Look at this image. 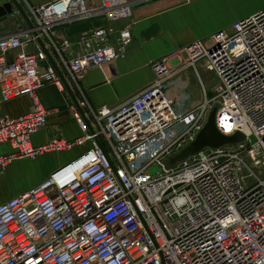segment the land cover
<instances>
[{
  "label": "built area",
  "instance_id": "obj_1",
  "mask_svg": "<svg viewBox=\"0 0 264 264\" xmlns=\"http://www.w3.org/2000/svg\"><path fill=\"white\" fill-rule=\"evenodd\" d=\"M22 1L32 27L24 20L0 38V91L4 102L29 97L31 109L0 115V144L12 147L0 174L17 160L82 152L0 205V264H264V9L189 45L176 65L155 62L149 84L114 106L77 102L83 135L36 147L50 113L40 91L83 93L90 71L125 60L134 10L131 0ZM99 17L105 24L77 40L64 31ZM215 108L218 130L245 140L170 166Z\"/></svg>",
  "mask_w": 264,
  "mask_h": 264
},
{
  "label": "crops",
  "instance_id": "obj_2",
  "mask_svg": "<svg viewBox=\"0 0 264 264\" xmlns=\"http://www.w3.org/2000/svg\"><path fill=\"white\" fill-rule=\"evenodd\" d=\"M26 8L22 0H18ZM51 0H29L44 4ZM135 23L134 40L125 60L105 72L90 71L80 82L83 93L68 85L77 102L84 98L93 107L114 106L134 92L147 86L152 78V65L167 57H175L189 45L230 28L236 21L264 9V0H131ZM10 0H0V7ZM127 22L119 23L124 26ZM105 24L103 18L69 26L64 31L72 40L89 30ZM25 25L24 18L15 10L13 15L0 17V38L15 33ZM154 25L158 36L145 39L142 35ZM11 59V57H10ZM107 72V73H106ZM108 79V80H107ZM66 92L54 86L40 91V98L50 111L48 126L33 137V145L42 146L55 136L75 140L83 131L73 117L75 105L68 88ZM31 109L27 96L4 102L0 91V115L19 117ZM12 152L9 145L0 144V156ZM80 148L60 153H49L36 159H22L8 165L0 174V205L14 196L28 192L47 181L57 170L76 159Z\"/></svg>",
  "mask_w": 264,
  "mask_h": 264
},
{
  "label": "water",
  "instance_id": "obj_3",
  "mask_svg": "<svg viewBox=\"0 0 264 264\" xmlns=\"http://www.w3.org/2000/svg\"><path fill=\"white\" fill-rule=\"evenodd\" d=\"M15 10L24 18V20L28 23V25L32 27V24L25 10L23 9V7L21 6L18 0H10L9 3L1 6L0 7V17L6 16V15H13L15 13ZM159 31H160L159 26L154 25L147 32H145L142 35V37L145 39H149L152 36L156 37L158 36ZM111 68H114V64L111 66ZM66 87L68 88V91L70 95L72 96L74 103L77 104V99L72 94L67 84H66ZM197 90H198V86L194 82V84L191 85L190 92H192L194 96L198 97ZM216 115H217V109L215 108L210 113L207 124L205 125L203 130L198 134L196 139L189 146H187L178 155H176L173 159H171L170 166H173L177 164L178 162L184 161L185 159L191 156H194L205 149H218V148L228 146V145H235L245 140L244 134L240 132L233 136H226L222 134L218 130L217 125H216Z\"/></svg>",
  "mask_w": 264,
  "mask_h": 264
},
{
  "label": "rangeland",
  "instance_id": "obj_4",
  "mask_svg": "<svg viewBox=\"0 0 264 264\" xmlns=\"http://www.w3.org/2000/svg\"><path fill=\"white\" fill-rule=\"evenodd\" d=\"M180 56V55H179ZM178 56V54L174 57V60H175V62H174V65H176V64H178L179 63V60H180V57ZM179 57V58H178ZM178 59V60H177ZM172 64V63H171ZM173 65V64H172ZM213 84H215V82H214V80L213 81H211V89H212V85ZM213 92V89H212V91L210 92L211 94V96H214V92Z\"/></svg>",
  "mask_w": 264,
  "mask_h": 264
}]
</instances>
